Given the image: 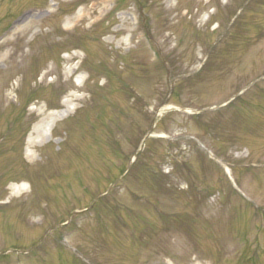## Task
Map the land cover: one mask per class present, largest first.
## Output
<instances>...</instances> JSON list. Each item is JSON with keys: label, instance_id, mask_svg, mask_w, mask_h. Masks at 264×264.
<instances>
[{"label": "rangeland", "instance_id": "obj_1", "mask_svg": "<svg viewBox=\"0 0 264 264\" xmlns=\"http://www.w3.org/2000/svg\"><path fill=\"white\" fill-rule=\"evenodd\" d=\"M2 252L264 264V0H0Z\"/></svg>", "mask_w": 264, "mask_h": 264}, {"label": "bare ground", "instance_id": "obj_2", "mask_svg": "<svg viewBox=\"0 0 264 264\" xmlns=\"http://www.w3.org/2000/svg\"><path fill=\"white\" fill-rule=\"evenodd\" d=\"M84 17H85V14L83 16L79 17V18L82 20ZM164 109H167V108L161 109V112H163ZM64 113H69V110H65L63 112H59L57 114H53L51 116L49 122H45V123H47V125H49L51 127L60 117H62L64 115ZM42 124L44 125V121L42 122ZM42 124H36V125H34L32 134L40 135L44 131V129H45V127ZM36 143H37V141L35 140V138H33L30 141L29 146H34ZM30 158L31 159H34L33 155H31Z\"/></svg>", "mask_w": 264, "mask_h": 264}]
</instances>
